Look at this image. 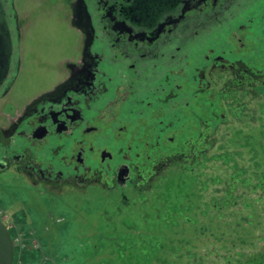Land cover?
I'll return each instance as SVG.
<instances>
[{
	"label": "flooded vegetation",
	"instance_id": "af4514ba",
	"mask_svg": "<svg viewBox=\"0 0 264 264\" xmlns=\"http://www.w3.org/2000/svg\"><path fill=\"white\" fill-rule=\"evenodd\" d=\"M32 1H49L77 38L55 79L19 104L24 19L16 0H0V215L24 214L23 193L48 202L68 193L88 213L94 204L125 207L128 189L142 192L176 153L186 159L197 141L192 121L205 131L208 68L231 71L237 87L259 86L256 77H264V40L260 54L246 42L256 20L264 39V9L241 18L260 0L23 3ZM218 32L235 42L234 55L247 48V58L208 47ZM1 199L16 205L5 208Z\"/></svg>",
	"mask_w": 264,
	"mask_h": 264
},
{
	"label": "rangeland",
	"instance_id": "374dc122",
	"mask_svg": "<svg viewBox=\"0 0 264 264\" xmlns=\"http://www.w3.org/2000/svg\"><path fill=\"white\" fill-rule=\"evenodd\" d=\"M23 2L15 5L27 39L15 86L19 104L55 79L54 67L77 38L49 1L26 3V9ZM261 9L264 0L244 10L242 20ZM260 24L255 21L246 39L254 41L257 54L262 52L257 43L264 40ZM232 41L218 32L207 42L215 53L231 50L233 56ZM246 49L234 57L247 58ZM191 57L193 75L201 56ZM255 80L260 84L253 88L231 86L236 82L231 71L208 68L205 131L200 120L196 126L192 121L197 141L186 159L176 153L142 192L128 189L125 207L94 204L88 213L68 193L50 202L23 193L24 214L0 215L14 241L13 264H264V77Z\"/></svg>",
	"mask_w": 264,
	"mask_h": 264
},
{
	"label": "water",
	"instance_id": "95a60500",
	"mask_svg": "<svg viewBox=\"0 0 264 264\" xmlns=\"http://www.w3.org/2000/svg\"><path fill=\"white\" fill-rule=\"evenodd\" d=\"M0 57H1V40H0ZM1 63V60H0ZM14 249L13 242L8 229L0 220V264H13Z\"/></svg>",
	"mask_w": 264,
	"mask_h": 264
}]
</instances>
